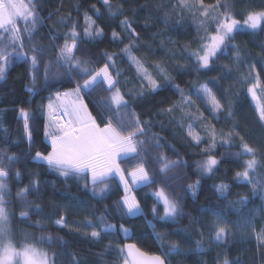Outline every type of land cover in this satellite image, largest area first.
Segmentation results:
<instances>
[{
	"label": "snow or ice",
	"instance_id": "6c2138e0",
	"mask_svg": "<svg viewBox=\"0 0 264 264\" xmlns=\"http://www.w3.org/2000/svg\"><path fill=\"white\" fill-rule=\"evenodd\" d=\"M108 9L110 16L122 14L123 5L114 6L110 0H102ZM39 0H0V80H4L10 65L15 62H27L29 74L33 84L36 81V71L41 64L44 67V80L47 84L51 77L54 81L72 82L73 86L64 91L50 93L47 104H41L40 110L45 114L43 126L44 136L50 142L51 150L45 155L36 151L31 156L33 162L47 165L65 180L76 178L83 180V187L89 189L93 197L104 198L112 190L111 180H116L122 195L114 202L117 215L121 219L143 215V210L137 191L149 185L156 184L152 171L148 168L151 161L158 163L157 169L163 183L157 185L151 192L156 203L152 207L154 216L157 214L158 206L163 212L158 216L160 221H173L180 216L181 208L179 199L169 192L171 185L169 180L175 179L169 173L173 169L186 164L182 159H169L168 156L159 152L154 157L149 154V148L159 149L162 147L160 141L165 139L151 130L152 119H141V115L130 109V100H139L148 95H155L164 88H171L178 94L177 99L171 100L167 107L159 109L158 114H165L170 121L184 134L189 142L199 146L207 140V146L201 149L206 158L197 163L201 175L213 174L216 167L223 159H233L239 162L240 169L234 173V180L240 184L249 186L253 196L260 195L264 198V147L252 146L243 135L237 131L238 124L233 121L231 128L225 131L223 128L217 130L211 123H205L206 117L196 105L193 96L204 104L213 119L219 120L220 114L224 113L226 119H233V110L229 101L227 109L221 102L209 83H201L198 80L190 81V89L186 92L179 84L172 82L164 67L160 63L149 64L145 58L137 56V41L139 33L132 28L128 17L120 21L122 30L129 35L128 43L120 49L119 53H102L103 63L93 66L92 61L83 55L80 44L83 40L96 39L104 35V28L97 24V20L83 14V24L71 19V13L67 17H61L59 23L64 25L66 31L62 33L63 42L56 44L60 33L48 37L50 44L44 45L34 37L43 25V18L38 8ZM94 7V6H93ZM166 5L158 4L157 8H165ZM172 12H165L163 23L176 30V26L185 20V13L192 17L198 33L203 31L197 39L199 44L195 50L189 51V59H194L197 72L211 70V66L220 56L230 57V64H222L220 67L230 75L233 70L241 73L238 83L246 88L247 94L255 103V111L258 121L264 128V66L260 69L255 64L249 65L246 72H241V65L244 64L242 50L239 45L232 43L237 33L256 34L264 31V6H245L239 11L233 0H214V3L206 4L205 0H177L171 5ZM99 13V10H96ZM240 17V18H237ZM160 33H155L159 35ZM113 41L123 42L120 32L115 30L111 33ZM161 45L164 41L161 40ZM27 46V50H26ZM264 47V45H262ZM48 49L55 52V65L63 72L53 73V61H44L43 57ZM188 50V46H185ZM230 49L232 51H230ZM121 62L126 59L129 69L134 70V76L125 75V69L118 67L117 57ZM132 79L137 84L129 88ZM100 90L107 95L101 96L99 100L92 101L97 107L100 117L92 114L86 96ZM33 91L32 88L28 89ZM226 91V90H225ZM164 103V101H161ZM195 109V111H193ZM20 117L23 119L24 133L29 142V153L32 147V132L29 126L31 113L28 109H19ZM199 122L201 131H197ZM162 124V122H160ZM229 149L219 158L212 153L217 147ZM174 147V146H172ZM237 148L235 152L230 151ZM241 157L247 159L241 160ZM15 154H9L6 150L0 151V264H56L57 253L49 252L40 247L41 244H56L62 247L67 241L61 237L41 235L33 239V234L24 232L20 239H17L13 230L15 219L14 205L9 199V187L6 183L11 174L12 166L19 161ZM128 161V167H121L122 161ZM19 178L21 172L17 169L14 173ZM200 179L186 185V190L193 196L196 195L200 186ZM216 192L225 198L229 185L221 182L214 186ZM39 181L31 180L30 184L21 188L16 193V198L24 200L30 191L38 190ZM247 196H239L236 201H230L229 206L245 205ZM27 207L33 202L26 201ZM12 205V207H10ZM107 206L105 212H107ZM204 211H213L205 209ZM39 205H35L32 214H40ZM29 211L19 212L21 220L29 218ZM216 219L208 225V235L217 245L227 244L235 235L227 223L223 222V213L215 212ZM151 223V222H149ZM60 227H68L66 216L60 215L55 220ZM83 224L91 228L90 232L83 234L93 241H101L104 236L120 231L125 238H130V229L124 224H113L106 221L103 214L96 216L95 221L85 218ZM29 227L44 228L40 220L34 221ZM79 233V229H75ZM200 240L193 241L195 249H184L182 244L188 240L187 229L174 230L172 233L154 232V238L160 247V254H148L142 252L136 244L127 243L123 246H116L120 254L122 264H170L168 257L182 255L185 251L203 252L202 230L197 229ZM259 246H264V227L258 231L252 229ZM177 236L179 239L171 240L169 236ZM112 245L107 246L111 249ZM73 264H87L86 261H79L73 257ZM218 264H239V261H229L225 257Z\"/></svg>",
	"mask_w": 264,
	"mask_h": 264
},
{
	"label": "trees",
	"instance_id": "16d2710c",
	"mask_svg": "<svg viewBox=\"0 0 264 264\" xmlns=\"http://www.w3.org/2000/svg\"><path fill=\"white\" fill-rule=\"evenodd\" d=\"M112 5H123V12L115 17L108 14V9L102 0H39V11L43 18V25L34 37L44 45H49L48 37L60 33L56 44L63 42L62 33L66 31L64 25L58 21L61 17H67L71 13V19L83 24V14L97 20V24L104 28V35L96 39H85L80 44L81 51L78 55H83L92 61L93 66L103 63L102 53H119L120 49L128 43L129 35L125 33L120 21L128 17L132 28L139 33L140 39L137 41V56L146 59L149 64L160 63L165 68L167 74L172 77L174 84H179L187 92L190 89V81L198 80L201 83L212 81L209 87L216 93L227 109L229 101L232 105L233 119H226L221 113L219 120L213 119L206 106L193 96L196 105L207 118L205 123L214 124L217 130L223 128L228 131L233 121L238 124L237 131L254 147H264V128L261 127L255 111L254 102L247 94L246 88H242L238 81L241 73L232 71L230 75L225 74V70L220 67L222 64H230L228 56H220L211 66V70L196 71L198 67L194 59H189V51L195 50L199 44L198 34L203 35V31L198 33L193 19L185 13V20L176 26V30L163 23L164 13L172 12L171 5L177 0H110ZM236 10L239 11L245 6H264V0H233ZM206 4L214 3V0H205ZM158 4L166 5L165 8L158 9ZM94 6V7H93ZM99 10L97 13L96 10ZM240 18V17H237ZM121 33L123 42L113 41L112 31ZM160 33L159 35H153ZM161 40L164 44L161 45ZM239 45L242 50L244 64L241 65V72H246L249 65L255 64L257 69L264 66V31L256 34L237 33L232 41ZM188 46V50L185 46ZM27 50V46H26ZM230 51H232L230 49ZM44 61L52 60V71L63 72L55 65V52L48 49L43 57ZM118 67L125 69V75L134 76V70L129 69L127 60L122 62L117 57ZM264 78V77H262ZM54 81L51 77L48 83L44 80L43 64L36 71V81L33 84L29 74V64L27 62H15L9 66L4 80H0V151L6 150L9 154L15 153L20 159L12 166L11 174L6 183L9 187V199L13 201V211L16 216L13 220V230L17 239H20L24 232L33 234V239L41 235H51L61 237L67 241L62 247L59 242L56 244H41L40 247L51 252H56V264H73V257L76 260L86 261L87 264H122L120 254L116 251V246H123L127 243L137 244L143 251L150 254H160V247L154 238V232L172 233L174 230L187 229L188 240L182 244L186 250L195 249L193 241L200 240L197 229L203 231V252L185 251L182 255L168 257L170 264H218L225 257L229 261H239V264H264V246L258 247V242L252 231L253 227L258 231L264 227V198L260 195L253 196L250 188L246 184L237 183L234 180V173L240 169V164L233 159H223L216 167L213 174L201 175L197 168V163L206 158L201 149L207 146V140L199 146L189 142L184 134L170 121L165 114H158L159 109L167 107L171 100H175L178 94L171 88H164L155 95H148L139 100H130V109L141 115V119H152L153 124L149 135L157 133L164 137L160 141L162 147L159 149L149 148V154L155 156L159 152L165 153L169 159H182L186 164L173 169L170 176L175 179L167 183L171 185L168 189L179 199L181 215L173 221H160L158 216L162 214V207L158 206L156 216L152 213V207L156 203L151 192L163 181L157 169L158 163L154 160L147 165L155 176L156 184L141 188L137 191V198L140 201L143 215L121 219L117 215L114 202L118 201L122 192L116 180H111L112 190L104 198L93 197L89 189L83 187L84 181L76 178L65 180L53 170H49L47 165L33 162L31 156L36 151L45 155L51 150L50 142L44 136L45 114L40 110L41 104H47L50 93L64 91L73 86L72 82ZM138 81L132 79L129 88L137 84ZM33 91L29 92L28 89ZM226 90V91H225ZM107 95L99 89L95 93L89 94L85 100L89 103V108L94 116L100 117L97 107L92 101H97L101 96ZM164 101V103H161ZM28 109L31 113L29 126L32 132V147L29 153V142L24 133L23 119L20 117L19 109ZM195 111V109H193ZM162 122V124L160 123ZM197 131H201L197 122ZM201 135L204 133L201 131ZM174 146V147H172ZM237 148L230 151L235 152ZM229 149L218 146L212 153L218 158L228 152ZM247 157H241V160ZM128 161H122L121 167H128ZM19 169L21 175L16 178L14 173ZM200 179L196 195L193 196L186 190V185ZM39 181L38 190L30 191L24 200L16 198L19 189L29 185L31 180ZM224 182L229 185L227 198L220 196L215 185ZM239 196H247L245 205L229 206L230 201H236ZM33 202L31 207H27L25 202ZM35 205H39L40 214H32ZM12 207V205H10ZM107 206L108 211L105 212ZM212 209L213 211H204ZM29 211L27 220L19 218V212ZM223 213V222L227 223L235 235L227 244L217 245L208 235V225L216 219L215 212ZM103 214L106 221L113 224H124L130 229V238H125L120 231L104 236L101 241H93L85 236V231L90 232L91 228H86L83 224L85 218L95 221V217ZM60 215L66 216L68 227H60L55 224V220ZM40 220L46 227H29L34 221ZM151 222V223H149ZM79 229V233L75 231ZM169 239H179L177 236H169ZM111 244V249L107 246Z\"/></svg>",
	"mask_w": 264,
	"mask_h": 264
},
{
	"label": "water",
	"instance_id": "95a60500",
	"mask_svg": "<svg viewBox=\"0 0 264 264\" xmlns=\"http://www.w3.org/2000/svg\"><path fill=\"white\" fill-rule=\"evenodd\" d=\"M135 244V243H134ZM137 245V244H136ZM137 247L142 251V252H145V251H143L138 245H137ZM147 253V252H146ZM148 254H150V253H148Z\"/></svg>",
	"mask_w": 264,
	"mask_h": 264
},
{
	"label": "rangeland",
	"instance_id": "374dc122",
	"mask_svg": "<svg viewBox=\"0 0 264 264\" xmlns=\"http://www.w3.org/2000/svg\"><path fill=\"white\" fill-rule=\"evenodd\" d=\"M254 105H255V103H254ZM11 207V206H10Z\"/></svg>",
	"mask_w": 264,
	"mask_h": 264
}]
</instances>
